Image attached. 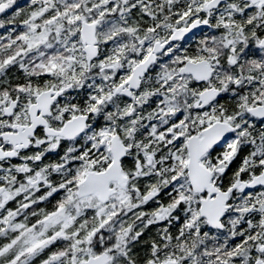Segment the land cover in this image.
Segmentation results:
<instances>
[{
  "label": "snow or ice",
  "instance_id": "snow-or-ice-1",
  "mask_svg": "<svg viewBox=\"0 0 264 264\" xmlns=\"http://www.w3.org/2000/svg\"><path fill=\"white\" fill-rule=\"evenodd\" d=\"M0 264H264V0H0Z\"/></svg>",
  "mask_w": 264,
  "mask_h": 264
}]
</instances>
